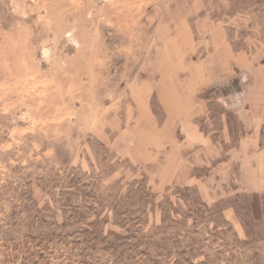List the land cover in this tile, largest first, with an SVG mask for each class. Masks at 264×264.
Returning <instances> with one entry per match:
<instances>
[{"label": "rangeland", "instance_id": "rangeland-1", "mask_svg": "<svg viewBox=\"0 0 264 264\" xmlns=\"http://www.w3.org/2000/svg\"><path fill=\"white\" fill-rule=\"evenodd\" d=\"M0 264H264V0H0Z\"/></svg>", "mask_w": 264, "mask_h": 264}, {"label": "crops", "instance_id": "crops-1", "mask_svg": "<svg viewBox=\"0 0 264 264\" xmlns=\"http://www.w3.org/2000/svg\"><path fill=\"white\" fill-rule=\"evenodd\" d=\"M198 131H199L200 133H201V132L204 133V132L201 130V128H199V127H198ZM203 138H204V140H205V138H206V141H207V142H210V141H209V138L207 137V135H206L205 133H204V135H203Z\"/></svg>", "mask_w": 264, "mask_h": 264}]
</instances>
